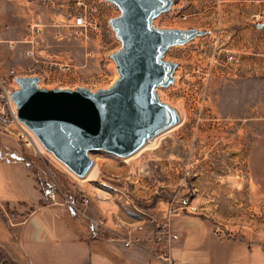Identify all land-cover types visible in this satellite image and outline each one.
I'll return each mask as SVG.
<instances>
[{
	"label": "rangeland",
	"instance_id": "374dc122",
	"mask_svg": "<svg viewBox=\"0 0 264 264\" xmlns=\"http://www.w3.org/2000/svg\"><path fill=\"white\" fill-rule=\"evenodd\" d=\"M78 1L81 5L77 0H0V76L20 90L13 79L31 77L32 60L24 56L31 45L19 43L10 50L8 42L26 38L43 46L56 24L64 39L56 35L50 54L39 48L37 55H49L69 69L39 66V90L93 98L115 92L122 80L123 44L114 23L121 20L122 9L112 0ZM159 1L163 5L149 19L150 31L182 37L156 55L163 76L153 86L151 101L164 109L169 122L148 134L139 149L127 158L89 151L101 174L97 181L80 183L49 153L42 156L16 139L0 137L12 141L23 157L44 159L52 175L71 178L106 224H157L172 202L196 207L222 224L264 223V196L250 176V153L264 141V1ZM75 14L99 28L71 36ZM167 132L155 150L131 159Z\"/></svg>",
	"mask_w": 264,
	"mask_h": 264
},
{
	"label": "crops",
	"instance_id": "0c3cea01",
	"mask_svg": "<svg viewBox=\"0 0 264 264\" xmlns=\"http://www.w3.org/2000/svg\"><path fill=\"white\" fill-rule=\"evenodd\" d=\"M263 2L264 0H242ZM58 25L46 32L47 44L55 42ZM52 46V44H51ZM12 141L0 137V252L8 264H161L152 224L132 234L135 246L106 240L95 221L104 217L83 196L66 174L57 180L44 159L23 157ZM37 166L39 171H37ZM250 176L264 196V141L250 153ZM92 182V181H91ZM66 190H71L76 202ZM59 205L47 201L49 192ZM80 191V192H79ZM67 201L75 206L66 205ZM100 215V216H99ZM222 224L203 213L186 214L173 222L181 240L172 249L175 264H264V223ZM116 224H106L113 228ZM218 230V232H217Z\"/></svg>",
	"mask_w": 264,
	"mask_h": 264
},
{
	"label": "water",
	"instance_id": "95a60500",
	"mask_svg": "<svg viewBox=\"0 0 264 264\" xmlns=\"http://www.w3.org/2000/svg\"><path fill=\"white\" fill-rule=\"evenodd\" d=\"M122 9L114 23L123 44L119 57V88L93 98L56 90H39L38 75L17 77L10 89L18 118L46 149L83 177L93 164L88 152L102 149L126 157L139 149L148 134L169 122L164 109L151 101L153 86L163 76L157 67L159 48L181 35H159L149 19L163 5L159 0H112ZM164 127V126H163Z\"/></svg>",
	"mask_w": 264,
	"mask_h": 264
},
{
	"label": "built area",
	"instance_id": "2783aa9c",
	"mask_svg": "<svg viewBox=\"0 0 264 264\" xmlns=\"http://www.w3.org/2000/svg\"><path fill=\"white\" fill-rule=\"evenodd\" d=\"M77 4L81 5L77 0ZM73 23L69 26V33L71 36L81 37L87 32L88 28L97 30L99 25L91 20L88 22L87 18L83 14H75L72 17ZM60 27V25L58 26ZM62 28V27H61ZM42 30L38 29L40 34ZM64 31L58 30V41H62L64 38ZM60 38V39H59ZM19 43L30 44L31 47L27 49L24 56L27 59L32 60L31 65L28 67L27 76H37L39 66L44 65L50 69H60L65 71L69 69V66L62 64L59 60H52L48 57L38 56L37 51L39 48H43L41 52H47L50 54L52 46L43 42V46L40 42L27 41H15L8 42V48L14 50ZM17 78V77H16ZM14 78L13 80L15 81ZM14 86L11 85L5 78L0 76V134L10 139H16L18 142L23 143L27 148H32L34 153L42 155L36 148V135L18 118L15 104L12 100L10 89ZM43 156V155H42ZM58 195L55 192H49L47 195V201L51 205H59ZM129 204V201L127 202ZM81 204L84 207H88L91 204V199L83 196L81 198ZM66 205L75 206L71 201H67ZM198 209L191 205L181 206L174 205L172 202L165 212V219L163 222L152 224L154 227L153 240L155 247H157V253L153 256L161 264H175L172 257V249L181 240V235L173 231V222L186 214H195ZM100 227L103 228L104 237L110 243H121L125 249H131L135 246V242L132 239V234L136 232H143L145 225L135 226L134 223L119 222L113 228H105L104 222L100 220L95 221ZM218 232V230H217Z\"/></svg>",
	"mask_w": 264,
	"mask_h": 264
},
{
	"label": "bare ground",
	"instance_id": "6f19581e",
	"mask_svg": "<svg viewBox=\"0 0 264 264\" xmlns=\"http://www.w3.org/2000/svg\"><path fill=\"white\" fill-rule=\"evenodd\" d=\"M171 131H175V129L171 130ZM170 131V132H171ZM166 134L168 135V132L157 137L156 139H152L150 141V143L148 144V146H145L144 149H142L139 153H137L134 157H132L131 159H134L135 157L137 158L138 155H140V153L142 152H146V150L148 149H152L153 147L155 148V146L159 143V141L161 140V138L163 139L164 136H166ZM37 138V137H36ZM35 138V140H36ZM38 139V138H37ZM161 142V141H160ZM160 145V143H159ZM36 148L38 149V151L41 153V154H46V153H49V155L51 156V158L59 165L61 166L67 173L70 174L71 177H75L76 178H79L81 180H79L80 183H87L88 181L91 183V181H97L99 175L101 174V169H100V165L98 163H96L95 165H91V167L89 168V170L87 171L86 175L83 176V177H80L78 175H76L65 163H63L62 161H60L59 159H57L55 157V155L51 152H49L46 147L42 144V142L38 139L36 140ZM153 148V149H154ZM152 149V150H153ZM156 149V148H155ZM154 149V150H155ZM47 151V152H46ZM150 151V150H149ZM127 158V157H126ZM103 192V191H102ZM104 195H107L105 192H103Z\"/></svg>",
	"mask_w": 264,
	"mask_h": 264
},
{
	"label": "trees",
	"instance_id": "16d2710c",
	"mask_svg": "<svg viewBox=\"0 0 264 264\" xmlns=\"http://www.w3.org/2000/svg\"><path fill=\"white\" fill-rule=\"evenodd\" d=\"M53 173H54L53 174L54 177L57 180H60L63 178V176L60 173H58V172H53ZM66 192L70 195L71 200L76 202L74 195L71 194V190H66ZM5 258H6V256L1 255V252H0V264H8L7 262H5V260H6Z\"/></svg>",
	"mask_w": 264,
	"mask_h": 264
}]
</instances>
